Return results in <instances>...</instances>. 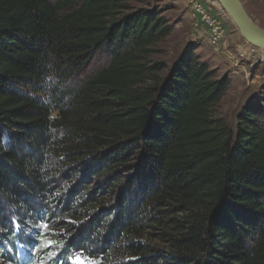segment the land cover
Listing matches in <instances>:
<instances>
[{"label": "trees", "instance_id": "16d2710c", "mask_svg": "<svg viewBox=\"0 0 264 264\" xmlns=\"http://www.w3.org/2000/svg\"><path fill=\"white\" fill-rule=\"evenodd\" d=\"M128 1L0 0V242L31 227L52 264H264V99L215 117L230 79L189 48L151 61L172 27Z\"/></svg>", "mask_w": 264, "mask_h": 264}, {"label": "rangeland", "instance_id": "374dc122", "mask_svg": "<svg viewBox=\"0 0 264 264\" xmlns=\"http://www.w3.org/2000/svg\"><path fill=\"white\" fill-rule=\"evenodd\" d=\"M241 1L251 18L264 28V0ZM128 4L133 10H158L160 16L172 27L170 34L153 47L151 61L163 62L169 68L177 56L189 48L218 76L225 75L230 79V86L214 106L215 117L234 126L236 115L245 102L264 99V50L248 44L230 18L225 21V38L217 45H212L208 40L207 28L196 26L195 16L187 0H129ZM216 5L220 7L218 3ZM105 62L106 55L100 52L90 61L81 76H88L99 70ZM39 226V229L46 230L45 222H41ZM26 229V233H18L17 240L7 238L0 242V264H52L55 251L45 250L51 244L49 238H45L44 233H31V227ZM0 230L5 229L0 226ZM24 233L34 238L32 243H26ZM72 263L90 264L80 259H70V264Z\"/></svg>", "mask_w": 264, "mask_h": 264}, {"label": "built area", "instance_id": "2783aa9c", "mask_svg": "<svg viewBox=\"0 0 264 264\" xmlns=\"http://www.w3.org/2000/svg\"><path fill=\"white\" fill-rule=\"evenodd\" d=\"M195 16L196 26H205L210 44L217 45L226 36L225 21L228 16L215 0H187Z\"/></svg>", "mask_w": 264, "mask_h": 264}, {"label": "water", "instance_id": "95a60500", "mask_svg": "<svg viewBox=\"0 0 264 264\" xmlns=\"http://www.w3.org/2000/svg\"><path fill=\"white\" fill-rule=\"evenodd\" d=\"M250 45L264 50V28L249 15L241 0H215Z\"/></svg>", "mask_w": 264, "mask_h": 264}]
</instances>
